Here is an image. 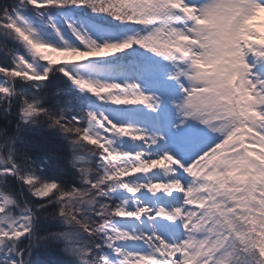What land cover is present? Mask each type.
I'll list each match as a JSON object with an SVG mask.
<instances>
[{
  "label": "snow or ice",
  "instance_id": "obj_1",
  "mask_svg": "<svg viewBox=\"0 0 264 264\" xmlns=\"http://www.w3.org/2000/svg\"><path fill=\"white\" fill-rule=\"evenodd\" d=\"M0 264H264V0H0Z\"/></svg>",
  "mask_w": 264,
  "mask_h": 264
}]
</instances>
